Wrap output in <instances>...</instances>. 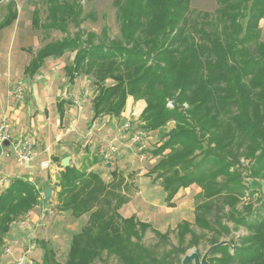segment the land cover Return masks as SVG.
<instances>
[{"label":"trees","instance_id":"obj_1","mask_svg":"<svg viewBox=\"0 0 264 264\" xmlns=\"http://www.w3.org/2000/svg\"><path fill=\"white\" fill-rule=\"evenodd\" d=\"M189 1L116 0L118 37L109 38L106 29L99 36L77 30L73 37L39 49L24 75L33 77L46 58L72 52L71 65L64 67L67 84L78 76L91 79L92 121L119 118L131 97L145 103L138 117L144 132H159L172 122L161 144L148 151L158 159L147 174L162 181L169 201L179 189H200L204 202L195 208L199 227L210 230L209 218L216 215L214 223L222 235L230 230L220 217L250 231L232 253L227 246L212 248L211 254L221 257L210 259V264H264V201L254 209L244 206L245 213L234 212L245 190L254 193L243 186L240 168L264 181V42L258 27L264 0H217L215 14L199 13L196 21L187 16ZM44 2L46 23L41 25L33 12L34 27L65 32L72 21L78 28V0ZM16 19L14 2H9L0 31ZM64 104L57 105L60 121ZM125 185L120 177L106 184L96 172L66 167L58 181L55 211L75 219L87 215V222L72 235L63 263L41 244V264H94L103 252L121 264H174L185 252L181 246L186 234L190 246L198 244L199 237L183 222L177 226L178 247L159 251V243L144 246L141 240L149 225L118 213L129 201ZM41 200L36 184L27 178L14 176L0 190V245L11 224ZM154 234L166 245V234ZM215 243L211 239V245Z\"/></svg>","mask_w":264,"mask_h":264},{"label":"rangeland","instance_id":"obj_2","mask_svg":"<svg viewBox=\"0 0 264 264\" xmlns=\"http://www.w3.org/2000/svg\"><path fill=\"white\" fill-rule=\"evenodd\" d=\"M114 1L116 0H78L81 6V21L79 22V26L76 28L72 21H70L67 24L65 32H62L55 29L46 30L32 25L33 12H37L41 25L46 23L47 5L44 0H0V22L6 14V5L9 2H14L17 10L16 21L0 31V83L4 82V86L6 87L5 79L7 74H2L1 70L3 72L7 71L11 63H14V76L18 77L19 73L38 49L48 43L71 38L77 30L92 32L99 36L101 31L106 29L109 38L118 37L119 23ZM217 9V0H190L187 16L196 21L199 13H208L212 16ZM258 27L260 28V41L264 42V19L259 21ZM93 94H95V87L90 80L85 83L81 90L76 91L72 99H76L79 104L89 109ZM166 104L170 109L173 108L172 102L168 101ZM183 107L186 108L187 105L183 104ZM131 123L134 126V122L131 121ZM168 124L174 126L172 122ZM168 124L148 144L144 151L145 160L140 158V152L133 150L135 156H132L129 162H123L122 166L116 164L115 166L102 168V162L104 161L101 160V154L98 152L100 155L98 157L96 155L97 149L87 147V157L79 156L80 159L76 158L75 162L81 165L78 170H88L89 167L99 163L102 169L101 172H96L99 175L103 172L107 175L115 173L116 178L113 177L111 181L107 177H101L106 184L111 183L115 179L118 180L119 177L124 180L126 185L123 194L129 201L118 210V213L122 218L134 215L140 222L149 225L141 240L144 246L153 248L159 243V251L161 249L168 250L171 247H178L177 226L186 222L189 225V229L199 237V241L197 245L190 246L191 237L190 234H186L185 241L181 246V248L185 249V252L183 255H180L174 264H183V260L187 256L194 257V261L188 264H210V259L221 257L220 254H211L210 248L227 246L232 253L240 238L248 235L250 231L219 216L222 224L226 225L230 230L229 235H222L223 232L221 233L219 226L214 223L216 215L213 218H209L212 227L210 230L199 227L195 222V208L204 202L200 189L195 185L187 189H179L176 195L169 201L166 198L165 191H163L162 181L160 179H153L154 174L151 176L147 174L153 165L150 162V159L152 160L153 157L150 156L148 151L152 150L156 146V143L163 141V135L170 131L167 128ZM134 127L136 128V125ZM24 138H28V135L24 136ZM11 141L13 140L11 139ZM10 147L3 148V152L9 155V157H4L7 160L9 159L8 162L14 159L13 154L8 152L11 150ZM90 157L92 159H89ZM55 159L54 164L60 168L58 172L55 171L56 173H50L49 168L46 170L38 168L33 169L34 179L32 180H29L28 176L30 175L25 170L22 175L18 176L27 178L29 181L35 183L36 188L40 192V200H42L32 211L19 217L11 224L8 233L0 245V264H16L19 258H25L24 264H41L43 254L41 244L54 251L57 261L63 263L67 256L72 235L78 233L86 224L87 215L75 219L68 213L55 211L57 205L55 193L59 190L58 181L61 173H63L66 167H74L70 164L63 167L60 159ZM157 159L155 158V162H157ZM240 164L247 167L248 162L241 159ZM242 169L243 167L240 168L242 184L245 188L250 187L253 189L254 193L251 195L249 194V189L245 190L244 195L236 204L234 212L241 214L244 212V206L249 205L254 209L260 204V201H264V181L250 178L249 170L247 168L246 170ZM142 171L143 174L138 175ZM123 174H128L129 176L126 177ZM7 175L10 178L4 179H8L9 183L14 176L8 171ZM3 177L0 176V181H2L0 182L2 184L0 185V190L4 189V185L6 184L3 181ZM45 188H52L53 190L47 202L43 199V190ZM224 212H227V208L224 209ZM154 231L167 235L166 245L160 244ZM217 233H221V236ZM211 239L212 242L216 240L217 243L211 245ZM94 264L121 263L114 256H109L103 252Z\"/></svg>","mask_w":264,"mask_h":264},{"label":"crops","instance_id":"obj_3","mask_svg":"<svg viewBox=\"0 0 264 264\" xmlns=\"http://www.w3.org/2000/svg\"><path fill=\"white\" fill-rule=\"evenodd\" d=\"M73 55L72 52H66L60 58L50 57L44 59L41 67L33 77L24 75V69L33 56L18 77L14 76V63L8 66L7 71L3 72L1 70L2 74H7L5 79L7 85L5 87L4 82L0 83V117H5L10 125L13 141L28 135V138L35 145L34 159L29 165H18L15 159L8 162L9 159H5L3 155L0 156V164L4 166L5 170L4 178H10L7 171L12 176L22 175L24 170L28 171V174L33 176H28L29 180L34 179L33 169L46 170L49 168L50 173L58 172L60 168L54 164L55 158H59L60 163L64 158H68V164L79 169L81 165L76 164L75 159L87 157V147L97 149L96 155L98 157L100 156L99 153L101 154V160L104 161L102 162V168L115 166L116 164L122 166L123 162H129L132 156H135L134 151H138L136 145L130 144L121 135L119 128L124 122L130 121L131 123L132 121L134 126L136 125L135 128L131 123L133 128L140 129L138 117L145 107L144 101H134L129 97L119 118L100 117L92 121L91 103L88 109L79 104L76 99H72L76 91L81 90L85 83L91 79L87 76H78L73 84H67L64 67L71 65ZM20 80L27 85H25L26 89L22 102L14 105L8 97V89ZM60 101L65 102L61 121L57 111V105ZM172 127L170 124L167 126L168 130ZM159 132L146 133V148ZM160 144L161 142L156 143L153 148L158 147ZM145 149L141 151L140 156L143 160H145ZM89 159H92V157ZM43 162H48L46 169L41 168ZM150 162L154 165L155 158L150 159ZM88 171L101 172L102 169L99 163H96L89 167ZM140 174H143V171L138 175ZM100 175L103 178H109L110 181L113 178V175H107L104 172ZM123 175L129 176L128 174ZM5 180L7 181H5L4 188L8 185V179ZM52 193L53 190L51 195Z\"/></svg>","mask_w":264,"mask_h":264},{"label":"built area","instance_id":"obj_4","mask_svg":"<svg viewBox=\"0 0 264 264\" xmlns=\"http://www.w3.org/2000/svg\"><path fill=\"white\" fill-rule=\"evenodd\" d=\"M25 82L20 80L14 84L8 91V97L15 105L16 103H20L23 100L24 92H25ZM119 132L128 142L132 145L137 146L138 152L141 153L142 150L146 148V132L141 129H135L131 125L130 121L124 122L120 128ZM12 136L10 133V125L8 124L5 117H0V145L4 141H9L11 146V152L14 156L15 162L18 165H28L34 159V142L29 138H19L15 142L11 141ZM3 152V150H2ZM1 155L5 157H9L8 153L3 152ZM48 162L41 163V168L46 169ZM0 176H4V166L0 164ZM3 181L5 179L3 177ZM2 182V181H0ZM2 185V184H0ZM25 258H19L16 264H24Z\"/></svg>","mask_w":264,"mask_h":264},{"label":"water","instance_id":"obj_5","mask_svg":"<svg viewBox=\"0 0 264 264\" xmlns=\"http://www.w3.org/2000/svg\"><path fill=\"white\" fill-rule=\"evenodd\" d=\"M9 147V141H4L1 145H0V156L2 154V150L3 148H7ZM61 164L63 167H66L68 166V158H64L62 161H61ZM51 192H52V188H47L44 190L43 192V199L44 201H49L50 199V196H51ZM212 248L209 249V251H211ZM208 251V252H209ZM194 261V257L193 256H190V257H186L184 260H183V264H188L189 262H192Z\"/></svg>","mask_w":264,"mask_h":264}]
</instances>
